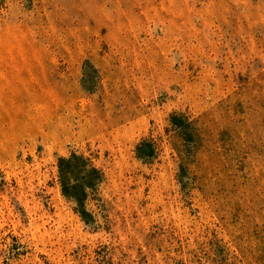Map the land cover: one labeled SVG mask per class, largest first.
I'll return each instance as SVG.
<instances>
[{
	"label": "rangeland",
	"instance_id": "1",
	"mask_svg": "<svg viewBox=\"0 0 264 264\" xmlns=\"http://www.w3.org/2000/svg\"><path fill=\"white\" fill-rule=\"evenodd\" d=\"M0 264H264V0H0Z\"/></svg>",
	"mask_w": 264,
	"mask_h": 264
},
{
	"label": "trees",
	"instance_id": "2",
	"mask_svg": "<svg viewBox=\"0 0 264 264\" xmlns=\"http://www.w3.org/2000/svg\"><path fill=\"white\" fill-rule=\"evenodd\" d=\"M178 129H180V136H182V145L178 149L180 153L178 179L180 183L182 178L187 174L189 162L187 161L188 146L192 147L196 144L194 137L192 136V128L190 121H180L178 123ZM194 148V147H193ZM148 151L147 153L153 152V147L149 142L139 143L136 146V156H141V151ZM148 154V155H149ZM65 164L59 165V184L63 196L72 201L75 205V210L84 221H88L91 216L90 212L86 209V202L89 194L93 193L98 187L102 180V173L95 165L72 155L70 158L65 160Z\"/></svg>",
	"mask_w": 264,
	"mask_h": 264
}]
</instances>
